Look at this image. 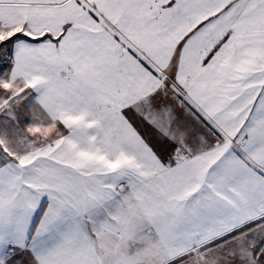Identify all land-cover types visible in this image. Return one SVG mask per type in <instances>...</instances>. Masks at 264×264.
<instances>
[{"label":"snow or ice","instance_id":"snow-or-ice-1","mask_svg":"<svg viewBox=\"0 0 264 264\" xmlns=\"http://www.w3.org/2000/svg\"><path fill=\"white\" fill-rule=\"evenodd\" d=\"M0 264H264V0H0Z\"/></svg>","mask_w":264,"mask_h":264}]
</instances>
